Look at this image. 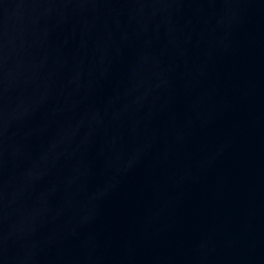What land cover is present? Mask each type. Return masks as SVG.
<instances>
[{"label": "water", "instance_id": "1", "mask_svg": "<svg viewBox=\"0 0 264 264\" xmlns=\"http://www.w3.org/2000/svg\"><path fill=\"white\" fill-rule=\"evenodd\" d=\"M0 264H264V0H0Z\"/></svg>", "mask_w": 264, "mask_h": 264}]
</instances>
